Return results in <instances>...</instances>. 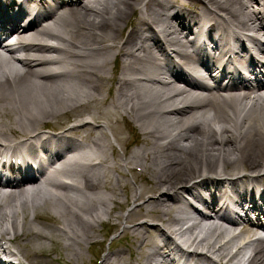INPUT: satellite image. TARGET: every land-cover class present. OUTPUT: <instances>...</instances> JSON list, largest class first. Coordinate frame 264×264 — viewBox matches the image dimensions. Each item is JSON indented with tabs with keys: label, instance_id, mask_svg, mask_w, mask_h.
I'll return each instance as SVG.
<instances>
[{
	"label": "bare ground",
	"instance_id": "bare-ground-1",
	"mask_svg": "<svg viewBox=\"0 0 264 264\" xmlns=\"http://www.w3.org/2000/svg\"><path fill=\"white\" fill-rule=\"evenodd\" d=\"M180 1L65 0L17 35L16 44L0 49V130L15 137L0 134V139L11 146L33 143L41 134L40 124L66 114L76 119L71 129L87 145L83 149V142L55 138L51 145L57 149L74 145L77 150L53 154L43 167H52L48 176L43 169L27 181L0 180L1 236L10 235L11 242L51 238L36 230L28 218L31 211L36 216L46 211L64 222L62 231L49 232L65 242L56 239L52 247L23 244L32 264H73L88 251L83 240L97 242L96 226L107 222L115 227L121 220L123 235L147 249L140 260L130 251L132 264L169 263L171 232L195 249L193 256L212 259L197 252L206 249L216 260L242 264L247 255L243 264H264V233L253 226H259L258 221L248 219L252 223L237 230L236 221L244 219L229 218L214 202L206 214L187 208L186 194L203 199L212 186L249 182L252 175L264 174V85L260 90L225 92L209 86L205 74H197L203 81L199 86L169 80V70L158 61L179 56L195 69L190 47L196 40L188 36L195 34L193 21L190 12L178 8ZM198 1L204 4L199 9L214 15L213 25L222 31L233 25L264 47L258 0ZM176 8L178 16H171ZM227 41L214 38L210 46L220 49ZM108 107L136 131V146L110 119ZM105 124L117 129L125 146L120 160H109L101 133ZM120 165L139 169L143 184L131 188L127 180L109 175ZM63 178L71 184H62ZM119 189L127 192L124 200ZM130 202L135 207L121 213ZM151 220L164 227L148 223ZM54 252L61 256L55 258ZM125 252L107 254L103 264L125 261Z\"/></svg>",
	"mask_w": 264,
	"mask_h": 264
},
{
	"label": "rangeland",
	"instance_id": "rangeland-1",
	"mask_svg": "<svg viewBox=\"0 0 264 264\" xmlns=\"http://www.w3.org/2000/svg\"><path fill=\"white\" fill-rule=\"evenodd\" d=\"M107 112L109 113V115H110V119L113 121H117L118 122V120L120 119V117H117L115 114H114V111H113V108H111V107H108L107 108ZM62 117H58L57 119H61ZM122 124H123V122L122 121H120L119 123H118V126L119 127H121V128H124V126H122ZM122 130V129H121ZM103 134H105V136L108 138V140L110 141V143H111V145L115 148V155H121V152H122V147L121 146H123V143L120 141V139H119V137H118V134H117V129H115V127H111V129H107V130H105V131H103ZM118 170V169H117ZM121 171H125L124 170V168L122 167V168H120V170L119 171H115L116 172V174H115V176L116 175H118V176H120L119 174H120V172ZM129 180H130V184L132 185V186H134V184H133V178H132V175H129ZM122 193V192H121ZM123 193H126L127 194V192H123ZM45 216V215H44ZM52 220H53V222L52 223H50L49 225H45V224H37V230L38 231H40V230H42L43 232H47V233H51V232H49V231H51V229L50 228H53V229H56V226H55V224L56 223H60V224H63L64 225V222L62 221V220H60L59 218H51ZM51 226V227H50ZM48 227H49V230H48ZM101 228H104L105 229V227H101ZM100 229V228H99ZM98 229H96L95 230V233H98V231H97ZM57 231V230H56ZM101 232L99 233V238H103V244L101 245V247H100V250H99V253H98V250L96 249V251L94 250L95 248H91L90 249V252L88 253H86L85 255L83 254L82 255V259L81 260H79V261H74V260H72V262H73V264H96V259H100L102 256H100V253L101 252H103V255L104 254H106L107 252H109L110 251V249H113V248H116V243H118L117 241H113V243L110 245V249H108L107 248V238H106V236H104L106 233V230H100ZM48 235H51L52 237L49 239V240H47V239H43V238H40V239H34V238H37L36 236L33 238L32 237V239L30 240V242L33 244V245H36V243H39V242H42L41 243V245H48V246H51V244L52 243H55V240L57 239L56 238V233H54V234H48ZM59 239H60V241L62 240L63 242H65V240L63 239V237L61 236V238H60V236H59ZM40 245V244H39ZM76 249V246H74V249L73 250H75ZM62 253H64L66 256H68L69 257V255L67 254V251L64 249V248H62ZM98 253V254H97ZM95 255V256H94ZM128 254L126 253L125 254V256H127ZM95 257V261L93 260V262L91 263V261H90V259L91 258H93L94 259V257ZM121 264H129V262H123V263H121Z\"/></svg>",
	"mask_w": 264,
	"mask_h": 264
}]
</instances>
